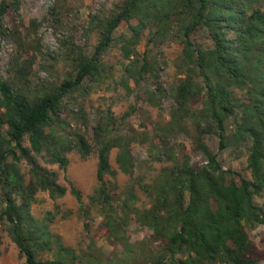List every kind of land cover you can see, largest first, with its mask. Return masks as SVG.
<instances>
[{
    "label": "trees",
    "instance_id": "1",
    "mask_svg": "<svg viewBox=\"0 0 264 264\" xmlns=\"http://www.w3.org/2000/svg\"><path fill=\"white\" fill-rule=\"evenodd\" d=\"M20 10L21 0H0V33L17 38L20 50L9 63L8 80L0 81V228L26 264H104L64 246L50 233L47 222L61 214L59 207L48 212L45 221L32 210L42 193L55 200L70 192L88 217L83 195L74 183L67 178L69 188L60 184L59 174L42 167L37 159L67 171V152L74 149L83 159L92 155L93 145L84 135L71 132L59 138L56 128L63 123L67 100L86 89L88 80L102 76L104 58L114 48L122 54L126 87L131 81L138 86L152 79L156 89L148 92L147 101L155 105L157 95L169 94L175 106L157 137L166 166L152 185L135 177L130 133L113 138L108 135L109 122L94 127L98 185L91 201L99 208L110 238L128 249V230L135 221L150 231L151 242L164 243L157 258L136 264H257L259 254L264 260V249L252 243L247 231L264 227V206L256 202L264 193V0H123L92 28L99 34L92 52L65 42L63 79L34 95L21 89L36 74L33 60L24 58L21 33L11 32L5 24L9 12ZM202 31L207 32L210 45L195 40ZM144 40L147 49L140 53ZM175 40L180 45L175 60L178 81L168 92L161 72L164 62L153 53L154 47ZM34 43L42 54L39 42ZM131 115L126 113L125 121ZM230 119L233 133L229 137ZM189 122L197 135L191 134ZM212 134L220 138V151L232 147L248 153L246 170L251 179L223 169L218 153L206 141ZM181 136L190 139L194 152L206 159L204 166H194L187 153L177 156L173 141ZM113 149L118 150L120 171L143 191L153 190L149 208L136 207L135 186L115 205L107 180L117 174L110 163ZM1 245L0 239V261Z\"/></svg>",
    "mask_w": 264,
    "mask_h": 264
},
{
    "label": "rangeland",
    "instance_id": "2",
    "mask_svg": "<svg viewBox=\"0 0 264 264\" xmlns=\"http://www.w3.org/2000/svg\"><path fill=\"white\" fill-rule=\"evenodd\" d=\"M122 1L21 0L20 12L11 11L5 19V24L11 32L21 33L26 46L24 58L32 59L34 64L36 74L33 80L21 86V89L34 95L38 90L52 88L60 83L66 71L65 42H74L86 48L88 53L92 52L99 40L98 32L92 28L99 24L101 18L110 15L115 6ZM32 22L39 24L40 27L33 26ZM123 30L124 26L121 28V31ZM195 40L210 45L206 31L200 32ZM17 41V38L9 33L6 35L0 33V81L8 80L9 63L20 53ZM34 41L39 42L42 54L35 49ZM146 49L144 40L139 47L140 53H144ZM179 50L180 45L176 40L154 47L153 55L164 62L161 65V72L165 90L168 92L177 86L175 60ZM122 61L120 50L112 49L104 58L102 76L97 80H88L86 89L82 88L73 95V99L67 100L62 114L63 123L58 124L56 128V135L59 138L66 137V133L71 132L84 135L93 145L92 155L83 159L74 149L67 152L66 157L69 159L67 171L62 170L58 164L48 163L42 157L37 159L42 167L59 174L60 184L69 188L67 178L74 183L83 195L88 217L70 192L65 197L55 200L42 193L32 210L36 218L45 221L48 212H55L59 207L61 214H57L53 222H47L50 233L59 237L64 246L74 249L78 254L92 255L104 261V264H136L144 260L150 261L160 255L164 246L162 241L151 242L150 231L135 221L131 222L128 230L130 239L128 249L120 241H113L99 208L91 201V196L98 185V146L94 142V127L99 123L109 122L108 135L113 138L130 133V137L133 138L132 151L136 159L135 177L142 178V184L152 185L161 169L166 166L164 158L160 159L161 147L157 137L164 132V128L171 120L174 100L169 94L157 95L156 104L151 105L147 101L148 92H155L156 89L152 79L145 80L138 86L131 81L126 87L123 84ZM126 113H132L127 121L124 118ZM84 119L87 121L84 122ZM188 124L191 134L197 135L193 124L191 122ZM232 126L230 119L226 131L229 137L233 133ZM206 141L218 153L224 170L231 168L234 172L251 179V173L246 170L248 164L246 151L232 147L220 151V138L216 134L208 136ZM173 144L179 158L187 153L194 166L202 167L207 163L201 154L194 152L191 140L185 136L174 140ZM117 155L118 150L113 149L110 163L117 174L115 177H107L111 183L115 205L119 206L126 198L125 193L135 186L138 197L136 207L149 208L153 201V190L143 191L138 184H134L136 182L130 176L123 174L116 161ZM234 177L239 181L238 176ZM256 202L264 206V193L256 198ZM67 213L69 215L66 219H62L61 216ZM247 231L252 243L259 249H264V227ZM0 239L3 253L0 264H26L16 244L1 228ZM258 257L257 264H264L261 254Z\"/></svg>",
    "mask_w": 264,
    "mask_h": 264
}]
</instances>
